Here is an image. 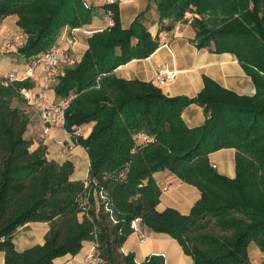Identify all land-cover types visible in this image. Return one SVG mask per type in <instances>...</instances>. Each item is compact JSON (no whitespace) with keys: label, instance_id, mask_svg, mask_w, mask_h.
<instances>
[{"label":"trees","instance_id":"trees-1","mask_svg":"<svg viewBox=\"0 0 264 264\" xmlns=\"http://www.w3.org/2000/svg\"><path fill=\"white\" fill-rule=\"evenodd\" d=\"M153 7L156 37L149 27ZM101 8L114 13V26L94 33L81 61L66 67L51 86L56 99L71 98L64 124L68 134L92 126L87 136L74 137L90 159L87 179H76L71 161L50 159L46 145L27 137L32 111L21 90L33 84L5 85L0 77L5 264H54L77 255L86 241L98 243L99 264H165L160 256L137 263L134 254L122 252L136 219L142 233L178 241L194 264H252L251 244L264 255V0H149L128 29L118 2ZM97 10L83 0H0V21L18 17L27 36L19 53L33 63L58 43L64 29L91 24ZM179 23L193 28L197 48L234 55L256 94L240 96L205 76L196 97H171L154 82L115 74L151 57L162 33ZM193 104L206 117L196 128L182 118ZM223 149L236 150L233 179L210 164V154ZM165 171L199 190L188 215L158 210L163 188L155 174ZM29 223H49L50 230L43 245L19 252L14 235Z\"/></svg>","mask_w":264,"mask_h":264},{"label":"crops","instance_id":"crops-1","mask_svg":"<svg viewBox=\"0 0 264 264\" xmlns=\"http://www.w3.org/2000/svg\"><path fill=\"white\" fill-rule=\"evenodd\" d=\"M83 1L89 7H98V10L91 24L81 28L76 33L78 42L70 49V54L76 62L81 61L88 49V39L94 33L108 28L102 6L110 2H118L122 26L124 29H128L135 18L146 10L149 4V0ZM150 18V32L156 37L159 25L156 22L158 15L155 7L150 11ZM17 22V16H10L0 21V77L13 74L17 81L29 80L33 84V88L29 92L35 97L44 86L43 69L37 67L33 77L25 79L26 71L32 65V62L19 53L20 48L26 43L27 36L18 27ZM71 33V29H64L58 43L65 45L64 39L70 36ZM165 33L161 35V46L151 57L134 60L123 65L115 71V74L127 80L139 79L144 82H154L156 67L166 66L177 72V77L172 83L161 87L163 92L171 97H196L204 87L205 76L240 96L252 97L256 94V87L252 79L246 74L237 58L229 53L215 54L208 49L197 48L193 42L195 32L189 24H176L172 31L166 33V36ZM49 91V97L52 100H59L56 99L52 87ZM36 113L32 112V121L27 137L37 143L42 142L39 136L40 132L43 131V125L40 114ZM182 118L190 128L200 127L206 120L203 108L196 104L188 106L184 110ZM91 128L92 126L88 127V129ZM58 139L63 140L62 142H68L69 134L66 130L63 132L58 128L53 129L48 140L42 142L48 147L49 158L59 162L71 161L75 166V178L87 179L90 159L86 150L80 146H75L70 153H67L59 146L60 141ZM235 159V149H223L209 156L212 167L220 174L231 179L236 176ZM155 179L163 188L161 201L158 205L159 211L173 208L183 215H188L200 199V192L196 187L174 178L167 171L155 174ZM49 230V223H29L25 225L14 235L16 249L19 252H24L36 245H43ZM143 233L145 235L144 241L140 240L138 233H132L122 247L124 254H134L137 263H143L152 256H160L164 258L165 264H194L193 259L184 253L182 246L175 239L165 234ZM94 248V241H86L77 255L60 257L54 261V264H99L98 259L91 262L86 260L87 255ZM249 255L252 264H264V255L255 244L250 245ZM0 264H5L4 252H0Z\"/></svg>","mask_w":264,"mask_h":264},{"label":"built area","instance_id":"built-area-1","mask_svg":"<svg viewBox=\"0 0 264 264\" xmlns=\"http://www.w3.org/2000/svg\"><path fill=\"white\" fill-rule=\"evenodd\" d=\"M104 13L108 27H113L115 24L114 13L111 10H105ZM79 31L80 29H73L71 35L64 39L65 45L63 43H57L48 52L42 54L35 61H33L32 65L26 71L25 79H30L33 77L35 69L38 66H41L43 69L44 86L39 94L33 98L27 89H22L21 94L30 103L33 102L35 108L40 114L43 132L45 134H49L50 131L55 128L64 129L66 111L70 106L71 98L54 101L49 97L47 89L56 83L58 77L63 75L62 70L64 68L75 65L76 60L71 56L70 49L77 44L78 39L76 33ZM176 77V71L171 70L166 66H158L154 72V83L162 87L172 83ZM1 78L3 79V83L5 85H9L17 81L13 74L3 76ZM82 133V131L78 130L73 135L69 134L72 142L77 143V140H74V137L79 138L83 135ZM141 139L146 140L144 137ZM101 196L104 198L103 195ZM139 223L140 219L134 220L131 224V229L133 230V233L139 234L141 241H144L145 235L141 232ZM94 244L95 248L87 255V262L98 259V243L94 241Z\"/></svg>","mask_w":264,"mask_h":264},{"label":"rangeland","instance_id":"rangeland-1","mask_svg":"<svg viewBox=\"0 0 264 264\" xmlns=\"http://www.w3.org/2000/svg\"><path fill=\"white\" fill-rule=\"evenodd\" d=\"M167 34L165 33V36H166ZM21 39V38H20ZM168 46V45H167ZM38 67H40L41 68V66H38ZM64 71H65V68L62 70V72L64 73ZM63 76V75H62ZM59 78L60 77H58V79H57V81H56V83L55 84H57L58 83V80H59ZM52 87H54L53 85H52ZM51 89V87L50 88H48L47 89V93H48V95H49V93H50V90ZM32 96V95H31ZM34 97V96H33ZM57 101H59V100H57ZM30 108H31V110H32V112L33 113H38V111H37V109L35 108V106H34V104H33V102H31L30 103ZM36 113V114H37ZM39 114V113H38ZM55 129H57V128H55ZM59 130H61V131H63L64 132V129L63 128H58ZM53 130V129H52ZM51 130V131H52ZM91 129H88V131H85L84 130V132L82 133V134H84V136H87V134L89 133V131H90ZM51 131H50V133H51ZM50 133L49 134H45L43 131L42 132H40V136H39V138H40V140L43 142H45V141H47L48 140V138H49V135H50ZM58 141H60L59 142V146H61L64 150H66V152L67 153H70L71 152V149L72 148H74L75 146H78L79 147V145H77V143H74V142H72V140H71V138H70V136H69V141L68 142H62L63 140H61V139H58ZM56 143H57V141H56ZM44 144V143H43ZM44 145H46V144H44ZM47 146V145H46ZM81 147V146H80ZM83 148V147H82Z\"/></svg>","mask_w":264,"mask_h":264}]
</instances>
